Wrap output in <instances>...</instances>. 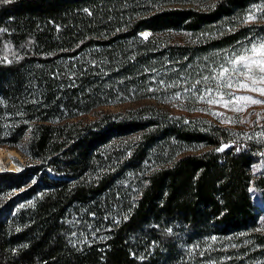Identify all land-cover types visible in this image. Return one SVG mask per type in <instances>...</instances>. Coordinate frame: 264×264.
Masks as SVG:
<instances>
[{"label":"trees","instance_id":"trees-1","mask_svg":"<svg viewBox=\"0 0 264 264\" xmlns=\"http://www.w3.org/2000/svg\"><path fill=\"white\" fill-rule=\"evenodd\" d=\"M259 29L264 0H0V146L30 160L0 264H264V140L187 97Z\"/></svg>","mask_w":264,"mask_h":264},{"label":"rangeland","instance_id":"rangeland-1","mask_svg":"<svg viewBox=\"0 0 264 264\" xmlns=\"http://www.w3.org/2000/svg\"><path fill=\"white\" fill-rule=\"evenodd\" d=\"M145 33L151 35V32H142L141 36L143 38ZM264 43V29H259L254 31L253 36L250 39L244 40L241 44L234 46L232 48L225 49L224 51L216 52L212 61L210 62L207 73L204 77L208 79L201 80L199 83L190 86L195 93L188 92L187 97L195 98L198 100V111L194 113L197 117H206L213 122H220L224 125L234 126V129L241 130L245 129V134L252 137L253 140L262 138L264 140V95L259 92L251 91L249 89H241L236 87L235 82L237 80L247 83L250 88H264V83L259 82V77L262 75L256 66H253L250 76L257 80L255 85L252 84V79L249 76H240L238 73L231 74V80L233 81V88L229 89L224 87L225 80H217L216 76L223 67L231 68L232 65L230 61L235 59L237 56L245 54L246 49H250L253 44L259 45ZM228 74H226L227 76ZM178 90V87L175 88ZM188 88H186L187 90ZM176 91L171 93V99L177 96ZM229 93L232 95L230 96ZM184 94H186L184 92ZM181 96V95H178ZM183 96V95H182ZM204 96V100L198 99V97ZM235 96H250L253 99L262 101L259 104H252L249 101H235L233 98ZM223 97L225 101H232L228 104V107H224L222 103L209 104L208 99H220ZM175 100V99H174ZM235 109H241L239 111ZM125 107H112L107 108L105 111L108 112H118L124 111ZM215 113V114H214ZM2 147V146H0ZM7 148V147H3ZM14 150L16 153L5 152L1 156V168L2 172H19L24 166L28 165L30 160L26 152L22 153L16 149L7 148ZM254 172H264V157L254 166ZM21 191H15L14 195L19 196ZM253 199L257 207V212L263 214L264 216V202L262 201L260 195L253 189ZM17 201H20L19 198ZM264 220V217H263Z\"/></svg>","mask_w":264,"mask_h":264},{"label":"snow or ice","instance_id":"snow-or-ice-1","mask_svg":"<svg viewBox=\"0 0 264 264\" xmlns=\"http://www.w3.org/2000/svg\"><path fill=\"white\" fill-rule=\"evenodd\" d=\"M145 38L149 35L148 33L143 34ZM232 67H223L219 71V73L216 76L217 80H225L224 87H227L229 89L233 88V81L231 80V74L238 73L240 76H249V78L252 79V84L255 85L257 83V80L250 76V73L252 72L253 66H256V68L259 70V72L262 74L259 77V82L264 83V43H260L259 45L253 44L250 49L245 50V54L237 56L235 59L230 61ZM226 74H228L226 76ZM205 80L208 78L205 77ZM199 83V81H197ZM236 87L241 89H249L251 91L259 92L261 95H264V88H256L251 87L247 83H243L239 80L235 82ZM231 96L232 94L229 93ZM180 96H175L174 99H180ZM200 100H204V96L198 97ZM235 101H249L252 104H259L262 103V101L253 99L250 96H235L233 98ZM232 101H225L223 100V97H220V99H208L207 103L209 104H216V103H222L224 107H228V104ZM237 111L241 109H235ZM215 114V113H214ZM223 148L218 149V151H223Z\"/></svg>","mask_w":264,"mask_h":264},{"label":"bare ground","instance_id":"bare-ground-1","mask_svg":"<svg viewBox=\"0 0 264 264\" xmlns=\"http://www.w3.org/2000/svg\"><path fill=\"white\" fill-rule=\"evenodd\" d=\"M148 32H149V31H148ZM5 152L10 153V154L15 153L14 150H10V149H7V148L0 147V168H1V163H2V161H1V156H2ZM15 154H16V153H15Z\"/></svg>","mask_w":264,"mask_h":264}]
</instances>
